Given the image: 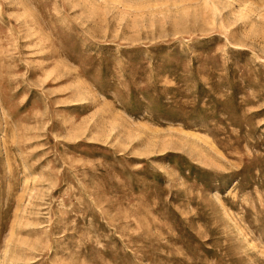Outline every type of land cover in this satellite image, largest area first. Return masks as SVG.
Segmentation results:
<instances>
[{
    "label": "rangeland",
    "instance_id": "374dc122",
    "mask_svg": "<svg viewBox=\"0 0 264 264\" xmlns=\"http://www.w3.org/2000/svg\"><path fill=\"white\" fill-rule=\"evenodd\" d=\"M0 264H264V0H0Z\"/></svg>",
    "mask_w": 264,
    "mask_h": 264
}]
</instances>
